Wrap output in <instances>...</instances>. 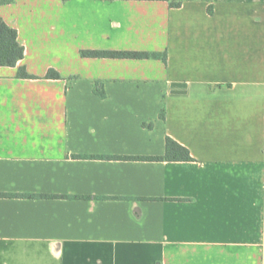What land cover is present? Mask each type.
Listing matches in <instances>:
<instances>
[{
    "label": "crops",
    "instance_id": "crops-1",
    "mask_svg": "<svg viewBox=\"0 0 264 264\" xmlns=\"http://www.w3.org/2000/svg\"><path fill=\"white\" fill-rule=\"evenodd\" d=\"M180 1L0 4V264H264V0Z\"/></svg>",
    "mask_w": 264,
    "mask_h": 264
},
{
    "label": "trees",
    "instance_id": "trees-1",
    "mask_svg": "<svg viewBox=\"0 0 264 264\" xmlns=\"http://www.w3.org/2000/svg\"><path fill=\"white\" fill-rule=\"evenodd\" d=\"M14 0H0V4H9ZM67 1V0H63ZM170 2L172 7H179L182 2L180 0H166ZM208 6L209 13H213L212 0ZM81 55L84 57H113V58H149L160 57L164 62H167V53L156 52H137V51H109V50H82ZM25 57V47L20 43L18 38V30L9 25L0 15V66H17L18 63ZM18 77L21 78H36L37 76L30 74L24 65L18 67ZM46 78H62V75L55 69L51 68L45 75ZM94 91L100 97H106L104 88L100 83H96ZM161 117H165V108L161 111ZM153 127V123L148 125ZM129 159H142L152 161H190L193 157L190 150L170 136L166 138L165 152L157 156H131ZM44 194H8L0 193V197H48Z\"/></svg>",
    "mask_w": 264,
    "mask_h": 264
}]
</instances>
